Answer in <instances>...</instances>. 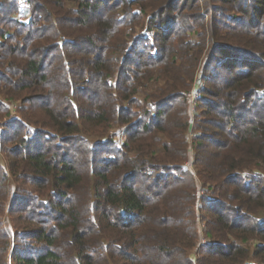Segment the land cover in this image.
<instances>
[{"label":"trees","instance_id":"16d2710c","mask_svg":"<svg viewBox=\"0 0 264 264\" xmlns=\"http://www.w3.org/2000/svg\"><path fill=\"white\" fill-rule=\"evenodd\" d=\"M17 1L0 0V264L264 263V0H28V23Z\"/></svg>","mask_w":264,"mask_h":264},{"label":"rangeland","instance_id":"374dc122","mask_svg":"<svg viewBox=\"0 0 264 264\" xmlns=\"http://www.w3.org/2000/svg\"><path fill=\"white\" fill-rule=\"evenodd\" d=\"M17 1V0H16ZM25 1V5H27V2H26V0H24ZM28 1V0H27ZM17 2H20V0H18ZM25 8H26V6H24ZM23 9V7L21 6V10ZM136 10H139V9H136ZM19 15H18V13L15 15V18L20 22V20H19ZM141 20H142V23H143V25L144 26H142V27H140V28H138L137 30H136V32H137V34H141V32L144 30L145 31V29H146V21H147V16L146 15H142L141 16ZM131 33V31L129 30V31H127V34L128 35H131L130 34ZM129 41H130V39H129ZM201 61H203V62H201V63H206V61H207V54H206V52H204V54L202 55V59H201ZM200 63V64H201ZM195 81H194V83H193V85H192V87H191V89L189 90V92L187 93V95H186V97L188 98V103H189V105H188V108H189V111H190V114H191V119H190V123H191V126H192V124H193V120H194V118H195V116H196V114H197V110H198V108H197V102H198V100H199V98H200V93H201V91L203 90V88L205 87V83L202 81V79H201V76H202V70L200 69V66H199V68L196 70V73H195ZM159 84V83H158ZM158 84H155V82H151L148 86H147V88H146V91L144 90V89H142L143 90V92L139 95V99L142 101V102H144L146 99V97L148 96V94H147V92H152L153 90H155L156 89V85L158 86ZM142 90H140V91H142ZM0 101L2 102V103H4L6 106H7V108L10 110V117H12V118H14L15 116H17L16 115V110H17V108H16V105L14 104V102H11V101H8V100H6V99H4V98H1L0 97ZM6 118V117H5ZM1 118L0 120H3V122H2V124L4 125V124H6L7 122H8V118ZM11 118V119H12ZM124 132H125V128H121V127H118V126H116V127H114V128H112L110 131H109V135H110V138H112L113 140H114V143H115V145L118 147V148H120V145H122V143H123V141H124V139H125V137H124ZM192 159H193V156H192V153H190V155H189V161H188V163H186V167H187V169H189L190 170V172L192 173V174H194V172H195V170H194V168L192 167ZM1 161H3V156H2V154H1V152H0V162ZM4 162V161H3ZM3 162H1L2 163V166H6V165H4V163ZM254 173H258L257 171H254ZM258 174H261V173H258ZM249 175H252V174H249ZM12 186H13V188H15V184L13 183L12 184ZM200 187V186H199ZM204 197V195H203V192H199L198 194H197V199H198V201H196V203L194 204V207H195V209H196V211H197V226H198V233H199V236H200V245H202V244H204L205 242H206V239H205V237H204V231H205V223H204V221H203V217H202V215L200 214V212H199V210H201V208H202V205H204L203 203H204V201L202 200V198ZM1 219L3 220V222L6 224V227L8 228V227H11L13 230L15 229L14 227H15V223L16 222H14L13 224H12V221H14V219L12 218V216H10V214H8V213H6V211H5V213L2 215V217H1ZM17 241H18V245L21 247V248H23V250H24V252H26V253H28L27 252V250H29V249H31L30 247H29V245H28V243L26 242V240H24V237H21V236H19L18 238H17ZM257 245H259V243H258V241H250L249 242V246L251 247V250H254L255 249V247L257 246ZM195 253V250H194V252H192L191 254H192V258H193V260H194V254ZM262 264H264V263H262Z\"/></svg>","mask_w":264,"mask_h":264},{"label":"built area","instance_id":"2783aa9c","mask_svg":"<svg viewBox=\"0 0 264 264\" xmlns=\"http://www.w3.org/2000/svg\"><path fill=\"white\" fill-rule=\"evenodd\" d=\"M26 2H27V5H25V1L24 0H20V4L23 7V9L19 13V15H20V22H23V23H27L29 21V17L26 16L25 13H24V9L28 8V1L26 0ZM24 6H26V8ZM14 118H16V117H14ZM14 118H12V119H14Z\"/></svg>","mask_w":264,"mask_h":264},{"label":"crops","instance_id":"0c3cea01","mask_svg":"<svg viewBox=\"0 0 264 264\" xmlns=\"http://www.w3.org/2000/svg\"><path fill=\"white\" fill-rule=\"evenodd\" d=\"M21 12V4H20V11L18 12V15H19V13ZM24 13H25V15L26 16H28L29 17V20L31 19V14H30V11H29V9L28 8H26V9H24ZM20 16V15H19ZM16 19V18H15ZM19 20H20V17H19ZM29 22V21H28ZM27 22V23H28ZM23 23V22H22Z\"/></svg>","mask_w":264,"mask_h":264}]
</instances>
